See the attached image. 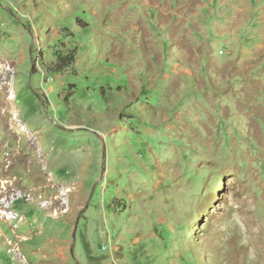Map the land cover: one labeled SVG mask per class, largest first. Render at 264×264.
<instances>
[{
  "label": "rangeland",
  "instance_id": "1",
  "mask_svg": "<svg viewBox=\"0 0 264 264\" xmlns=\"http://www.w3.org/2000/svg\"><path fill=\"white\" fill-rule=\"evenodd\" d=\"M0 264H264V0H0Z\"/></svg>",
  "mask_w": 264,
  "mask_h": 264
},
{
  "label": "water",
  "instance_id": "2",
  "mask_svg": "<svg viewBox=\"0 0 264 264\" xmlns=\"http://www.w3.org/2000/svg\"><path fill=\"white\" fill-rule=\"evenodd\" d=\"M71 251H72V247H71Z\"/></svg>",
  "mask_w": 264,
  "mask_h": 264
}]
</instances>
